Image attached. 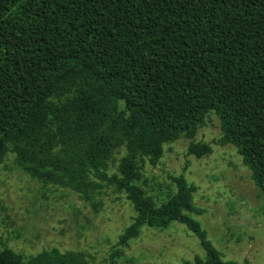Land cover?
<instances>
[{
  "label": "trees",
  "instance_id": "trees-1",
  "mask_svg": "<svg viewBox=\"0 0 264 264\" xmlns=\"http://www.w3.org/2000/svg\"><path fill=\"white\" fill-rule=\"evenodd\" d=\"M212 113L264 194V0H0V167L14 153L95 211L107 189L126 196L136 216L119 246L177 222L206 252L196 264H249L225 261L187 215L197 187L184 176L160 205L138 184L167 144L211 155L196 138ZM0 264L90 263L58 249L26 260L0 235Z\"/></svg>",
  "mask_w": 264,
  "mask_h": 264
},
{
  "label": "rangeland",
  "instance_id": "rangeland-1",
  "mask_svg": "<svg viewBox=\"0 0 264 264\" xmlns=\"http://www.w3.org/2000/svg\"><path fill=\"white\" fill-rule=\"evenodd\" d=\"M220 121L215 113L196 138L212 154L188 155L189 141L165 145L157 167L145 164L138 184L157 205L176 192L170 176H184L197 187L187 215L198 221L225 261L264 264V194L234 146H221ZM122 152L109 173H116ZM90 203L71 190L44 184L24 172L9 153L0 167V235L8 248L29 258L58 249L87 255L90 264H196L206 252L197 236L173 222L164 229L144 227L125 246L118 241L136 213L124 195L107 189Z\"/></svg>",
  "mask_w": 264,
  "mask_h": 264
}]
</instances>
